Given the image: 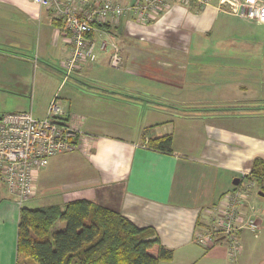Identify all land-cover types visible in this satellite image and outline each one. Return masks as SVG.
Returning a JSON list of instances; mask_svg holds the SVG:
<instances>
[{
    "label": "crops",
    "instance_id": "0c3cea01",
    "mask_svg": "<svg viewBox=\"0 0 264 264\" xmlns=\"http://www.w3.org/2000/svg\"><path fill=\"white\" fill-rule=\"evenodd\" d=\"M216 5L217 0L202 8L171 1L148 24L127 16L106 26L123 58L110 86L150 91L146 94L152 98L146 100L133 92L126 98L112 97L83 84L80 78L96 75L95 63L108 64V53L99 54L94 64L84 63L64 80L63 63L70 49L61 27L52 23L55 18L32 0H0V105H7L8 112L31 111L43 117L59 91L71 125L83 132L74 151L52 157L38 171L35 195L28 201H42L43 207L84 199L119 212L137 227H151L174 252L171 261L161 264H264V228L257 236L241 231L235 259L224 242L202 247L193 241L194 229L209 221L207 209L222 203L235 186L233 180L248 174L255 158L264 160V125L256 121L257 116L264 117L262 66L239 61L218 67L225 81L232 75L237 85L254 86L245 88L244 97L223 96L229 104L220 105L231 106L232 112L200 115L159 104L191 103L176 98L173 91L188 86V76L197 74L200 64L199 70L207 71L209 57H264V27L258 29L264 24L220 11ZM43 18L46 25L39 28L48 35L43 52L59 62L57 75L49 73L58 87L44 99L33 98L27 107V87L21 85L27 70L18 65L27 61L17 53L26 51L33 25ZM209 42L215 49H209ZM193 58H200V63H192ZM72 76L78 84L68 83ZM206 79L203 75L201 82ZM254 101L261 102L262 111ZM222 119H228L233 130ZM163 134L172 136L170 153L147 145L150 137ZM247 200L264 226V197L256 185L248 189ZM19 209L0 183V264L17 263Z\"/></svg>",
    "mask_w": 264,
    "mask_h": 264
},
{
    "label": "built area",
    "instance_id": "2783aa9c",
    "mask_svg": "<svg viewBox=\"0 0 264 264\" xmlns=\"http://www.w3.org/2000/svg\"><path fill=\"white\" fill-rule=\"evenodd\" d=\"M49 11L60 23L69 44V56L64 61V80L84 63H94L98 55L108 53L112 68L122 65L121 47L106 26L132 16L148 24L154 15L171 1L196 3L201 8L213 0H32ZM217 9L264 24V0H217ZM82 130L73 127L69 114L55 95L43 117L31 111L0 115V183L12 195L18 206L35 195V177L56 155L77 148ZM244 176V175H242ZM255 182L245 180V187L234 186L226 192L221 204L208 208L209 221L194 229L193 241L210 247L224 242L231 259L240 253L242 230L254 236L264 228L256 209L248 204V189Z\"/></svg>",
    "mask_w": 264,
    "mask_h": 264
},
{
    "label": "trees",
    "instance_id": "16d2710c",
    "mask_svg": "<svg viewBox=\"0 0 264 264\" xmlns=\"http://www.w3.org/2000/svg\"><path fill=\"white\" fill-rule=\"evenodd\" d=\"M52 23L61 26L57 19ZM147 145L170 153L172 136L150 137ZM243 178L264 192V160L255 158L238 185ZM57 221L64 222L60 230L52 229ZM16 252V264H161L174 258L153 228L137 227L119 212L84 199L63 206H21Z\"/></svg>",
    "mask_w": 264,
    "mask_h": 264
},
{
    "label": "rangeland",
    "instance_id": "374dc122",
    "mask_svg": "<svg viewBox=\"0 0 264 264\" xmlns=\"http://www.w3.org/2000/svg\"><path fill=\"white\" fill-rule=\"evenodd\" d=\"M40 25L45 26L44 18L38 22H35V24L32 27V34L29 37V41L26 43L27 49L25 52L17 53L18 57L22 60L27 61L26 65H24L22 62H18V65H23L27 71H25V76H27V79L21 83L23 87H27V93L25 97V101L27 102V107H29L30 102L34 98L36 101L44 99L47 95H49V92L53 91L56 92V88L58 87V84L56 83V80L54 79L51 74L54 73V75H57V66L59 65V62L57 63V59H54L53 57H46V51L43 52V48L45 47V40H47L48 35L45 33L44 28L40 30ZM264 26L258 27V29H263ZM258 36L260 37V32L258 33ZM49 39V38H48ZM49 42V41H48ZM238 48H242V45ZM209 49H215V45H213L211 42H209ZM107 54V52H105ZM209 62L207 71H201L199 70L201 67V64L199 65V69L197 71V74L188 76L190 79V84L188 86L183 87L180 91H173L174 93H177L176 98H179L181 101H187L191 103H187V105H179V106H172L168 102L161 100L159 102L160 105L165 106V108H174L176 110L185 111V112H193L196 114L204 115L206 112H212L213 114H219L223 113L224 111L228 110L230 112L233 111V108L231 106L227 105H220L221 103L227 102L224 101L222 98L223 96L226 97H232L233 94H236V96L244 97L245 95L243 93L246 92L245 88H248L245 85H237V82L233 81L232 75H230L229 81H225L221 75H219L218 67H221L220 64L227 63H233V62H250L251 64H255L256 66H262V70L264 71V57H240V58H219V57H209L208 59H205ZM192 63L199 62L200 58H193ZM94 64V63H93ZM93 67H96V75L94 76H85L84 78H80V80L85 83L86 85L91 86L94 89H103L104 91H108L109 94L112 95V97H119L122 96L124 98L127 97L129 92H133L134 94L132 96H135L137 98H146V100H150L149 98H152V96L146 94V92L150 91H130L129 89H123V88H116L110 86L111 77L115 74V68H111L107 62H103L100 64V66H97V63L93 65ZM55 69L54 70H49ZM29 69V70H28ZM84 69H86V65L84 66ZM47 73V74H46ZM43 75V77L41 76ZM59 78H60V74ZM203 75H207L206 82H201ZM62 78V77H61ZM232 79V80H231ZM73 76L70 78L68 83L74 82L78 84V82L72 81ZM230 82V83H229ZM59 83V82H58ZM203 84V86H202ZM207 84V85H205ZM232 85L233 87H230ZM80 87H86L81 84ZM88 87V86H87ZM254 86H251L249 88H253ZM61 87H59L60 90ZM84 89V88H83ZM253 89L251 92H254ZM59 92V91H58ZM57 96L60 99V96ZM51 92L50 94H52ZM202 99L205 100L202 102ZM115 100H118L115 99ZM152 100V99H151ZM119 101V100H118ZM228 103V102H227ZM256 105V108L259 111H262L261 107H258L260 105V101H254L252 102ZM229 104V103H228ZM113 107L118 108L119 106L112 104ZM7 105L3 106L0 105V115L9 113L7 110ZM218 109V110H217ZM3 111H6L3 113ZM258 111V112H259ZM225 114V113H224ZM218 117V116H217ZM256 121L261 122L262 125H264V117L257 116ZM211 122V121H210ZM222 122L227 128L230 130H233L232 123L226 119H222ZM256 185V184H255ZM241 187H245V180H241L240 183ZM46 203H43L42 201H26L23 203L24 207L29 208H36L42 205H45ZM64 227V222L57 221L52 229L54 230H60ZM22 258H19V261H21Z\"/></svg>",
    "mask_w": 264,
    "mask_h": 264
},
{
    "label": "water",
    "instance_id": "95a60500",
    "mask_svg": "<svg viewBox=\"0 0 264 264\" xmlns=\"http://www.w3.org/2000/svg\"><path fill=\"white\" fill-rule=\"evenodd\" d=\"M238 183H239V178H235V179L233 180V184L238 185ZM258 195L264 197V192L261 191V190H259V191H258Z\"/></svg>",
    "mask_w": 264,
    "mask_h": 264
}]
</instances>
